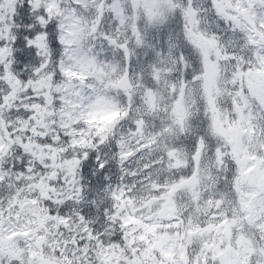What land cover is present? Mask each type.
I'll return each mask as SVG.
<instances>
[{"label": "snow or ice", "instance_id": "snow-or-ice-1", "mask_svg": "<svg viewBox=\"0 0 264 264\" xmlns=\"http://www.w3.org/2000/svg\"><path fill=\"white\" fill-rule=\"evenodd\" d=\"M0 264H264V0H0Z\"/></svg>", "mask_w": 264, "mask_h": 264}]
</instances>
